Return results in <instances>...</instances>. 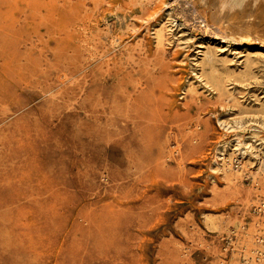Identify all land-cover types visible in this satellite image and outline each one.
<instances>
[{"label":"rangeland","instance_id":"374dc122","mask_svg":"<svg viewBox=\"0 0 264 264\" xmlns=\"http://www.w3.org/2000/svg\"><path fill=\"white\" fill-rule=\"evenodd\" d=\"M233 18L264 0H0V264H264V49Z\"/></svg>","mask_w":264,"mask_h":264},{"label":"bare ground","instance_id":"6f19581e","mask_svg":"<svg viewBox=\"0 0 264 264\" xmlns=\"http://www.w3.org/2000/svg\"><path fill=\"white\" fill-rule=\"evenodd\" d=\"M144 2V1H143ZM148 2V1H147ZM216 2V1H215ZM212 4V3H211ZM213 4V9H214ZM170 14V13H169ZM171 15V14H170ZM216 15V14H215ZM216 19V18H215ZM217 20V19H216ZM171 21V20H170ZM219 22V21H218ZM221 22V21H220ZM223 23V21H222ZM241 19L240 21H237L233 18L231 22L228 25V27L231 29V34L228 35L230 39L234 40L238 44H248V45H255L258 46L261 49H264V26L261 24H253L250 23V20L244 21ZM204 24V23H203ZM221 24V23H220ZM223 26V25H222ZM218 27V26H217ZM27 28V27H26ZM226 28V27H225ZM208 29V28H207ZM224 29V28H223ZM86 30V29H84ZM90 31V29H89ZM86 32V31H85ZM207 32V31H206ZM90 34V33H89ZM164 34V33H163ZM214 34V33H213ZM212 34V35H213ZM93 36V35H92ZM161 37V36H160ZM215 37V36H214ZM229 39V38H228ZM227 39V40H228ZM229 39V40H230ZM231 40V41H232ZM225 42V40H224ZM143 43V42H142ZM162 43V42H161ZM200 43V42H199ZM158 44V43H157ZM160 44V43H159ZM162 46V45H161ZM158 47V45H157ZM200 47V46H199ZM216 47V46H215ZM247 47V46H246ZM159 48V47H158ZM162 48V47H160ZM212 48V47H211ZM198 49V48H197ZM230 49V48H229ZM219 50V49H218ZM221 51V50H220ZM216 53V52H215ZM223 53V52H222ZM231 53V52H230ZM171 54V53H170ZM236 54V53H235ZM241 54V53H240ZM256 54V53H255ZM194 55V54H193ZM258 55V54H257ZM200 56V55H199ZM235 57V56H234ZM196 59V58H195ZM238 59V58H236ZM219 60V59H218ZM263 60V58H262ZM220 61V60H219ZM223 62V61H222ZM262 62V61H261ZM197 64V63H196ZM218 66V65H217ZM262 67V66H261ZM197 68V67H196ZM191 79V78H190ZM200 81V80H199ZM184 92V91H183ZM217 93V92H216ZM186 95V94H185ZM249 119V118H248ZM264 119V118H263ZM230 120V119H229ZM251 120V119H250ZM256 120V119H255ZM243 121V120H242ZM260 122V121H259ZM263 122V121H262ZM253 123V122H252ZM258 123V122H257ZM238 124V123H237ZM243 124V123H242ZM245 124V123H244ZM248 125V124H247ZM244 126V125H243ZM233 127V126H232ZM259 129V128H258ZM255 130V129H254ZM245 131V130H243ZM242 131V132H243ZM247 132V131H246ZM238 133V132H236ZM256 133V132H255ZM10 134V132H9ZM259 134V133H258ZM257 134V135H258ZM241 135V134H240ZM252 135V134H251ZM238 136V135H237ZM247 136V135H246ZM253 136V135H252ZM255 136V135H254ZM259 136V135H258ZM242 138V137H241ZM249 138V137H248ZM247 139V138H246ZM264 139V138H263ZM248 141V140H247ZM233 142V141H232ZM246 142V141H245ZM261 142V141H260ZM225 144V143H224ZM252 144V143H251ZM226 145V144H225ZM249 145V143H248ZM223 147V146H222ZM249 147V146H248ZM253 147V146H252ZM225 148V147H224ZM247 149V148H246ZM243 153V152H242ZM259 153V152H257ZM249 154V153H248ZM222 156V155H221ZM252 156V155H251ZM261 211V210H260ZM15 214V213H14ZM8 215V214H7ZM2 217V216H1ZM211 221V220H210ZM214 224V223H213ZM4 233V232H3ZM262 242V241H261ZM258 251V250H257ZM233 252V251H232ZM244 255V254H243Z\"/></svg>","mask_w":264,"mask_h":264}]
</instances>
